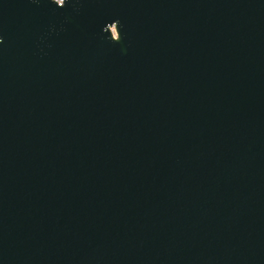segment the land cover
I'll return each mask as SVG.
<instances>
[{
	"label": "water",
	"instance_id": "obj_1",
	"mask_svg": "<svg viewBox=\"0 0 264 264\" xmlns=\"http://www.w3.org/2000/svg\"><path fill=\"white\" fill-rule=\"evenodd\" d=\"M0 264H264V0H0Z\"/></svg>",
	"mask_w": 264,
	"mask_h": 264
},
{
	"label": "built area",
	"instance_id": "obj_2",
	"mask_svg": "<svg viewBox=\"0 0 264 264\" xmlns=\"http://www.w3.org/2000/svg\"><path fill=\"white\" fill-rule=\"evenodd\" d=\"M54 1L57 5L63 4L64 0H52Z\"/></svg>",
	"mask_w": 264,
	"mask_h": 264
}]
</instances>
